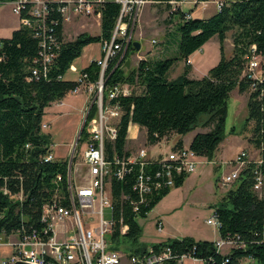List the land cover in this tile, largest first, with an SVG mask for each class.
<instances>
[{
  "label": "trees",
  "instance_id": "1",
  "mask_svg": "<svg viewBox=\"0 0 264 264\" xmlns=\"http://www.w3.org/2000/svg\"><path fill=\"white\" fill-rule=\"evenodd\" d=\"M13 2L15 0H0ZM161 4L184 0H153ZM206 2L208 0H197ZM59 4L49 3L47 42L38 35L36 22L24 10L22 18H30L33 26L21 24L10 38H0V212L5 214L0 230L10 236L14 233L41 234L43 206L59 196L63 205L69 206L67 176L69 161L46 162L52 153L53 136L42 130L46 109L61 102L82 86L96 85L101 78L98 61L91 62L81 72V80H65L73 63L82 56L84 49L93 44L110 41L120 15L121 6L112 1L104 4L101 14V33L92 36L81 33L66 40L64 23L58 11ZM173 36H177V54L167 59L141 60L137 68L125 67L126 61L136 51L129 45L109 61L104 75V90L115 86H129L128 96H120L113 103L122 111L118 137L107 144V157L114 155L127 159L126 151L130 124L146 132L149 145H157L165 139L179 137L175 148L183 147V137L198 128L190 149L198 157L213 161L220 144L225 140V126L230 95L234 90L249 94L248 115L244 129L252 126L250 138L259 151L264 170V82L258 83L245 74L253 47L264 60V0H227L222 10L209 18H192L180 10ZM232 33L233 54L225 55V41ZM220 43L221 59L201 79L190 78L192 69L189 58L201 50L211 39ZM133 42V41H132ZM45 45V46H44ZM51 59L45 63L44 56ZM125 54V55H124ZM124 55L123 61L119 63ZM178 62H185L184 72L175 79L171 73ZM34 72H37L34 74ZM254 85L256 88L254 89ZM139 88L140 90H137ZM256 90V91H252ZM96 112L93 105L87 121ZM84 127L79 144L87 139ZM255 162H249L236 185L229 189L214 210L219 223L221 240L234 241L227 252H221L216 242L196 240L192 237L168 239L148 246L140 241L143 229L138 220L148 214L171 190L149 196L147 204L139 203L134 190L140 167L128 164L124 178H111L112 201L117 226L109 238L112 249H118L122 239L130 243L126 255L145 254L150 247L159 250L169 246L171 257L163 264H181L183 255L201 260V264H264V198L255 190ZM114 168V167H113ZM158 162L144 168L148 174L161 170ZM62 176L59 189L55 179ZM188 176L175 179V188L181 187ZM8 187L12 193L23 192V203H14L2 192ZM128 227L120 235L121 222Z\"/></svg>",
  "mask_w": 264,
  "mask_h": 264
},
{
  "label": "built area",
  "instance_id": "2",
  "mask_svg": "<svg viewBox=\"0 0 264 264\" xmlns=\"http://www.w3.org/2000/svg\"><path fill=\"white\" fill-rule=\"evenodd\" d=\"M112 1L121 6L120 15L112 32L110 41L101 44L102 58L97 60L101 66V78L90 90L94 94L92 104L96 105V112L90 120H86L85 129L88 134L83 151V160L86 166V183H75L72 161L69 162L67 176V188L69 192V206H65L59 196L46 205L42 210V222L44 231L39 234L14 233L7 236L0 230V246L11 248V254L6 258H0V264H16L26 262L30 264H163L171 257L169 246L156 250L152 247L145 254L128 256L119 250L112 249L109 238L113 235L117 226L115 208L112 201L111 178L123 179L128 164L138 165L140 172L136 178L134 190L138 194L139 203L135 204V211H139V204H147L149 196L161 194L165 190L175 188V179L181 176H189L196 172L199 164L197 154L189 147L174 148L164 157L153 160L149 158L147 148H140L133 156L121 159L114 155L112 161L108 160L107 144L113 143L118 137V127L123 114L121 107L113 103L120 96H128L132 90L130 87L115 86L104 90V75L109 61L132 42L134 30L137 27L143 7L153 0H15L10 2L13 12L20 17L21 24L33 26L30 18H22L24 10H28L29 16L35 20L38 35L47 42V20L49 17V3L59 4L58 11L63 18V23L69 24L76 18H101L104 4ZM0 3H3L0 1ZM176 4V2H171ZM197 0H184L179 5L205 4ZM217 11L223 9L227 0H214ZM45 46V45H44ZM49 54L44 56L45 63L50 62ZM260 69L261 75H256ZM37 72H34L36 74ZM248 74L258 83L264 82V60L256 53L255 47L251 50V57L246 67ZM81 80V77H80ZM256 85H254V89ZM256 91V90H252ZM59 103V102H58ZM90 111V110H88ZM49 124L43 123L42 130L47 131ZM79 143V140H78ZM78 143H76L78 145ZM80 145V144H79ZM49 153L45 161L55 162L56 158ZM76 149V148H75ZM158 162L161 170L154 174H148L144 168ZM249 154L241 150L230 162L233 170L220 177L219 185L223 189H231L240 178L241 173L247 167ZM256 163L254 171L255 190L260 191L264 187V170L259 169L262 158ZM114 167V168H113ZM62 176L55 179V185L59 189ZM2 192L14 203H23V192L12 193L8 187H3ZM109 208L112 212V220L104 219V211ZM5 214L0 212V223ZM94 217V222L88 219ZM121 223L120 235L127 233L128 227ZM207 224L219 228L216 212L207 221ZM157 230L162 233L163 224H157ZM229 245L234 247V241L219 240L216 247L223 252L222 247ZM229 249V250H230ZM181 264H201V260L190 255L181 257Z\"/></svg>",
  "mask_w": 264,
  "mask_h": 264
},
{
  "label": "rangeland",
  "instance_id": "3",
  "mask_svg": "<svg viewBox=\"0 0 264 264\" xmlns=\"http://www.w3.org/2000/svg\"><path fill=\"white\" fill-rule=\"evenodd\" d=\"M214 0L208 3L201 4L199 12L204 15H210L212 10L209 7L215 8ZM151 5V4H149ZM149 5L143 7V11L140 14L137 27L134 30L132 37L133 42H139L143 45V49H146L151 40V44H157L159 38L163 35L164 28L171 30L173 34L177 27L176 22L179 20V15L173 17L170 14L172 6L167 4H152V10L148 11ZM212 5V6H211ZM184 13H189L188 5H182ZM175 8V7H174ZM202 8V9H201ZM5 15L11 13V5L5 4L1 6ZM173 9V8H172ZM178 10V9H177ZM145 11V12H144ZM179 11V10H178ZM214 11V10H213ZM145 13V14H143ZM12 14V20L17 21L16 15ZM65 38L74 39L80 33H89L92 36H98L101 33V25L97 18H76L71 23L65 24ZM155 40H154V39ZM150 44V45H151ZM233 38L232 33L228 35L225 41L226 55L233 54ZM101 56V44L93 43L85 48L82 56L78 59L76 66H85L93 59H98ZM221 59V52L219 49V43L216 40H210L208 44L199 52L196 56V70L192 75L195 79H201L208 74V71L214 67ZM180 72L176 70L173 72L174 76ZM256 75L260 76L261 71L258 69ZM95 90V89H93ZM137 90H140L137 88ZM84 94H78L71 96L69 101L81 102V97ZM94 94L91 93L88 103L87 111L90 110ZM249 98V97H247ZM245 102L242 100L236 91H233L230 95L228 103V114L225 126V140L220 144L219 154L220 160L228 163L229 171L233 169L230 162L236 157L241 150H246L249 154V160L252 162H259L260 153L253 146L250 141L251 129H244L245 119L247 118L248 109L244 106ZM52 113L53 111L50 110ZM87 113V112H86ZM55 114H50L54 116ZM82 111L79 106H73L70 111L65 112L63 115L54 116L47 129L53 136V149L56 160L72 161V168L74 171L75 183L83 185L86 183V166L83 160V151L85 146L81 148V144L78 145L77 139L79 132L83 125L84 119L81 117ZM48 117L46 121H50ZM46 131V132H47ZM192 133H189L185 138V147H189L191 143ZM177 136H172L169 139L162 141L163 144L153 147L151 153H163L172 144H176L178 141ZM146 139V133L143 130L139 132V139L131 143L128 148L131 151L148 146ZM76 148V149H75ZM172 149V148H171ZM170 152V150H169ZM168 153V152H167ZM214 165L211 164L206 158L200 157L199 164L196 172L191 174L190 178L185 184L178 189L172 190L171 194L163 199L147 216V218H140L138 220L140 226L143 229L142 237L140 241L148 246H151L157 242L167 241L169 238L180 239L184 236H193L197 239L203 240H215L219 237L218 229L212 225L207 224V221L214 215V210L218 204L221 203L224 192L230 189H219V179L216 177ZM234 184L232 187H234ZM231 187V188H232ZM259 196L264 198V187L258 191ZM88 219V217H87ZM104 219L106 221L112 220V212L109 208L104 211ZM89 222H94L95 218L90 217ZM162 222L164 230L160 233L157 230V223ZM169 237V238H168ZM130 243L126 239H122L118 245L120 252L125 253ZM230 249L229 245L222 247L223 252H227ZM11 254V248L0 246V258H6ZM127 264V263H126ZM244 264H251V261L246 260Z\"/></svg>",
  "mask_w": 264,
  "mask_h": 264
},
{
  "label": "crops",
  "instance_id": "4",
  "mask_svg": "<svg viewBox=\"0 0 264 264\" xmlns=\"http://www.w3.org/2000/svg\"><path fill=\"white\" fill-rule=\"evenodd\" d=\"M209 1H211V0H208L207 2H209ZM5 4H10V2H3V3H0V38H10L11 36H12V34H13V32L14 31H16V30H18L19 28H20V26H21V19H20V17L19 16H17L14 12H13V9H12V5H11V13H13L14 15H16V17H17V21H15V20H12V14L10 13L9 15H5L4 14V11L1 9V6H3V5H5ZM149 4H161V3H158V2H151V3H148V5ZM177 4V6H172V8H171V10L169 11L170 12V14H172L173 12V10H180L181 12H183V10H182V7H180V6H182V5H179L178 3H176ZM147 5V4H146ZM151 5H149V8H148V11H150V9L152 10V7H151ZM168 5V4H167ZM170 5H173L172 3L170 4ZM185 5H188V6H190L189 7V10H190V12L189 13H185L186 15H188L189 17H192V18H201V19H206V18H209V17H211L212 15H214V14H216V12H217V9H216V6H215V8H214V6L213 7H209V9L210 10H212V13H210V15H204V14H202V13H200L199 12V9H200V5L201 4H199V5H195V4H185ZM212 6V5H211ZM175 7V8H174ZM202 9V8H201ZM214 10V11H213ZM142 11H143V9H142ZM141 11V12H142ZM145 12V11H144ZM143 14H145V13H143ZM98 21H99V23H100V25H101V18H98ZM65 27H64V35H65ZM81 34V33H80ZM78 36V35H77ZM76 36V37H77ZM75 37V38H76ZM154 39V38H153ZM66 40H69V39H67L66 38ZM70 40H72V39H70ZM155 40V39H154ZM211 40H216V41H218V43H219V39L217 38V37H214L213 39H211ZM177 36L176 35H172V34H170V32L166 29V28H164V31H163V35L159 38V40H158V43L157 44H154V45H152L151 44V40L150 41H148L147 42V44H149L148 46H147V48L146 49H143V45L142 44H140L141 45V49H140V51H135L131 56H130V58L128 59L129 60V62H130V67L129 68H137L138 67V64H139V62L141 61V60H145V59H148V58H152V59H167V58H169V57H171L172 55H176L177 54ZM151 44V45H150ZM208 44V43H207ZM206 44V45H207ZM205 45V46H206ZM204 46V47H205ZM203 47V48H204ZM202 48V49H203ZM202 49L201 50H199V51H197V52H195L193 55H191L190 56V58H189V63L191 64V66H192V69H191V72H190V78H193L192 77V75L194 74V71L196 70V56L199 54V52L200 51H202ZM219 49H220V43H219ZM85 50V49H84ZM125 55V54H124ZM124 55L120 58V61H119V63L120 62H122L123 61V58H124ZM225 55H226V51H225ZM102 56H103V54H102V50H101V56H100V58H98V59H93V60H91V62H93V61H97V60H99V59H101L102 58ZM232 56V54L231 55H229V56H227L226 55V57H231ZM79 59V58H78ZM78 59L73 63V65H72V67H71V69L67 72V74H66V76L64 77V79L65 80H69V81H77V80H79L80 79V77H81V72H82V70L85 68V67H87L90 63H88L87 65H85V66H81V67H79V66H76L75 65V63H77V61H78ZM118 63V64H119ZM219 63V62H218ZM217 63V64H218ZM216 64V65H217ZM185 65H186V63L185 62H178V64H177V66L175 67V69L176 70H179L180 69V72L177 74V76H174L173 75V72L175 71V69L172 71V73H171V78L172 79H175V78H177L178 76H180L183 72H184V69H185ZM125 67H127L126 66V64H125ZM128 68V67H127ZM209 72V71H208ZM193 79H195V78H193ZM90 90H93V87H92V85H89V86H86V85H84V86H82L80 89H78L76 92H74V93H70L66 98H64L61 102H59V103H54L53 105H51L50 107H48L47 109H46V115L44 116V123H50L51 122V120L50 119H52L53 120V118H54V116H56V115H63L65 112H67V111H70L71 110V108L73 107V106H79V108L81 109V111H82V115H81V117H82V119L83 118H85L86 117V115H87V113L86 112H89V111H87V108H88V103H89V100H90V96H91V91ZM234 91H236L237 93H238V95H239V97L242 99V100H244V102H245V104H244V106L246 107L247 106V103H248V100H249V98H247V97H249V94H247V93H244V94H241V93H239V91L238 90H234ZM84 94V96L83 97H81V102L80 103H78V101L75 103V102H71V101H69V99H71V96H74V95H78V94ZM50 110H52L53 112L51 113L50 112ZM50 114H55L54 116H50ZM248 115V114H247ZM88 116V115H87ZM48 117H51V118H49V120L50 121H46L47 120V118ZM85 120V119H84ZM140 130H142L139 126H137V125H135V124H130V126H129V129H128V141H127V146H126V151L130 154V156H133L139 149H137L136 150V152L135 151H131V149H129L128 148V146L131 144V143H133V142H135V141H137L138 139H139V132H140ZM144 131V130H143ZM206 130H204V129H201V128H198V129H196L195 131H193V132H191L192 133V136H191V143H192V141H193V139L195 138V136L198 134V133H201V132H205ZM50 133V132H49ZM146 133V132H145ZM51 134V133H50ZM52 135V134H51ZM188 135V134H187ZM186 135V136H187ZM186 136H184L182 139H183V146L185 147V141H184V138L186 137ZM179 138V137H178ZM80 139V136L78 137V139L77 140H79ZM78 143V142H77ZM191 143H190V145H191ZM161 144H163L162 142L161 143H159V144H157V145H148V146H146L145 148H147V150H148V155H149V158L150 159H153V160H158V159H160V158H162V157H164V156H166L168 153H169V150L171 151V148L173 149L174 148V146L176 145H174V144H172V146L170 147H168L167 149H166V151H164L163 153H159V154H157V153H154V154H152L151 153V151H152V149H153V147H157L158 145H161ZM83 146H85V144L84 143H81V148L83 147ZM189 148H190V146H189ZM219 149H220V147H219ZM219 149H218V151L216 152V156H215V158H214V160L213 161H209L211 164H213L214 165V168H215V164H216V169H214V171H215V173L217 174L216 175V177H217V179H219L220 180V177L223 175V174H227V173H229L230 171H229V166H228V163L226 162V161H222V160H220V157L218 156V154H219ZM53 151H54V149H53ZM168 152V153H167ZM54 153V152H53ZM55 156V155H54ZM55 158H56V156H55ZM199 159H200V157H198V161H199ZM233 170V169H232ZM190 176L191 175H189L187 178H186V180H185V182L190 178ZM185 182H184V184H185ZM183 184V185H184ZM182 185V186H183ZM181 186V187H182ZM218 186H219V189L218 190H220V185H219V183H218ZM181 187H179V188H181ZM174 189H178V188H174ZM174 189H172V190H174ZM222 189V188H221ZM172 190H171V192H172ZM171 192L169 193V194H171ZM223 192H224V194L226 195V193H225V191L223 190ZM168 194V195H169ZM167 195V196H168ZM224 195V196H225ZM166 196V197H167ZM165 198V197H164ZM163 198V199H164ZM224 198V197H223ZM163 199H162V201H163ZM160 204V203H159ZM159 223V222H158ZM157 223V224H158ZM162 223V222H161ZM163 224V223H162ZM218 234H219V231H218ZM184 237H192V238H194V239H196V240H203V239H197V238H195V237H193V236H184ZM184 237H181V238H184ZM169 238V237H168ZM180 238V239H181ZM169 239H175V238H169ZM219 240H221V238H220V235H219V237L217 238V239H215V240H211V241H214V242H217V241H219ZM210 241V240H209ZM158 243V242H157Z\"/></svg>",
  "mask_w": 264,
  "mask_h": 264
},
{
  "label": "water",
  "instance_id": "5",
  "mask_svg": "<svg viewBox=\"0 0 264 264\" xmlns=\"http://www.w3.org/2000/svg\"><path fill=\"white\" fill-rule=\"evenodd\" d=\"M132 44V46L136 49V51H140V49H141V45H140V43L139 42H131V43H129L128 45H127V47H126V50H125V53L128 51V49H129V45H131ZM121 63V62H120ZM119 63V64H120ZM126 66L129 68L130 67V62H129V60H127L126 61ZM88 113L89 112H87V115H88ZM86 115V117H85V120H84V122H83V125H82V127H81V130H80V132H79V136L81 135V133H82V131H83V129H84V127H85V123H86V120H87V116ZM77 142H78V140H77ZM16 264H30V263H26V262H17Z\"/></svg>",
  "mask_w": 264,
  "mask_h": 264
}]
</instances>
